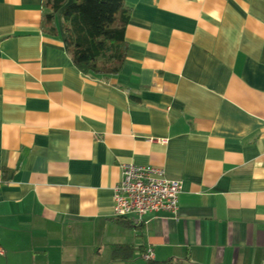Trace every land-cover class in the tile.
Returning <instances> with one entry per match:
<instances>
[{
  "label": "crops",
  "instance_id": "0c3cea01",
  "mask_svg": "<svg viewBox=\"0 0 264 264\" xmlns=\"http://www.w3.org/2000/svg\"><path fill=\"white\" fill-rule=\"evenodd\" d=\"M123 3L94 76L42 0H0V264H264V0ZM122 163L178 180L177 214L115 217Z\"/></svg>",
  "mask_w": 264,
  "mask_h": 264
},
{
  "label": "trees",
  "instance_id": "16d2710c",
  "mask_svg": "<svg viewBox=\"0 0 264 264\" xmlns=\"http://www.w3.org/2000/svg\"><path fill=\"white\" fill-rule=\"evenodd\" d=\"M128 11L123 0H42L40 27L49 36H64L69 56L82 73L106 76L116 73L125 58ZM131 249L114 246L112 258L127 259Z\"/></svg>",
  "mask_w": 264,
  "mask_h": 264
},
{
  "label": "built area",
  "instance_id": "2783aa9c",
  "mask_svg": "<svg viewBox=\"0 0 264 264\" xmlns=\"http://www.w3.org/2000/svg\"><path fill=\"white\" fill-rule=\"evenodd\" d=\"M120 169L121 177L113 193L115 217H132L134 222L141 223L148 214H177L180 190L178 180L167 178L162 168L150 165L122 163ZM142 256L151 260L152 249H146Z\"/></svg>",
  "mask_w": 264,
  "mask_h": 264
}]
</instances>
